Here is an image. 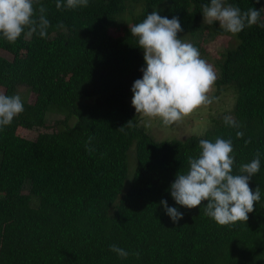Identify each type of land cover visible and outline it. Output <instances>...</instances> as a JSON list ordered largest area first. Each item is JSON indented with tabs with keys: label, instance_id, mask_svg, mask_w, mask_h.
<instances>
[{
	"label": "trees",
	"instance_id": "16d2710c",
	"mask_svg": "<svg viewBox=\"0 0 264 264\" xmlns=\"http://www.w3.org/2000/svg\"><path fill=\"white\" fill-rule=\"evenodd\" d=\"M209 3L89 0L87 7L57 9V0H40L50 22L45 37L0 38L3 94L19 95L27 87L35 96L0 130V264H264V28L257 24L233 35L218 22L205 24L202 7ZM226 3L264 9V0ZM153 11L178 17L180 38L203 59L211 40L231 38L227 48L238 42L217 62L214 96L233 86L235 106L214 118L204 136L157 142L131 106L132 86L146 62L130 26ZM50 113L64 118L52 126ZM226 116L239 127L226 125ZM20 130L41 132L30 139ZM217 137L232 140L235 173L260 154V171L249 186L259 187L261 199L247 223L220 226L203 207L189 210L171 196L176 175L188 171L189 157L199 156V141ZM161 200L184 218L174 223ZM110 245L129 256L121 259Z\"/></svg>",
	"mask_w": 264,
	"mask_h": 264
},
{
	"label": "clouds",
	"instance_id": "9594fccd",
	"mask_svg": "<svg viewBox=\"0 0 264 264\" xmlns=\"http://www.w3.org/2000/svg\"><path fill=\"white\" fill-rule=\"evenodd\" d=\"M88 4L89 0H66V4L57 0L56 7L76 9ZM37 5L40 0H0V38L15 43L22 36L30 38L38 34L45 37L50 22L42 5L37 16ZM261 11L264 9L242 11L226 0H210L202 7L205 24L218 22L220 28L233 35L257 24L264 28ZM58 27L64 26L59 24ZM130 32L137 38L146 62V67L141 69L142 78L132 86V106L137 114L149 119L158 118L164 126H172L181 123L194 110L208 107L218 99L210 95L216 73L196 46L180 38L183 29L178 17L169 19L153 11L142 22L130 26ZM23 111L24 104L19 95L0 94V130L10 126ZM224 122L239 127L231 116H226ZM127 126H131V121ZM243 136L242 131L236 132L237 139ZM250 142V139L246 140L245 145ZM199 148L198 157H189L188 171L179 172L171 184L172 198L177 205L189 210L203 207L204 214L220 226L247 223L249 214L254 212V206L261 199L259 187L253 191L249 186L260 171V154L242 164L239 173H235V149L230 138L201 139ZM161 204L174 223L184 218L183 213L170 207L167 200H161ZM110 251L121 259L129 256L117 245H110ZM135 255L139 257L138 252Z\"/></svg>",
	"mask_w": 264,
	"mask_h": 264
},
{
	"label": "rangeland",
	"instance_id": "374dc122",
	"mask_svg": "<svg viewBox=\"0 0 264 264\" xmlns=\"http://www.w3.org/2000/svg\"><path fill=\"white\" fill-rule=\"evenodd\" d=\"M140 10L139 5L135 7ZM113 34L118 33V30L113 29ZM234 43L227 48L228 44L232 41L228 37H219L215 40L209 41L205 44L208 56L205 59L214 69L216 76L218 74L217 62L223 57L227 50H232L237 47L238 42L233 39ZM189 42V41H186ZM191 43V42H190ZM227 48V49H226ZM226 49V50H225ZM6 57H9L7 53H3ZM4 93V87L0 86V94ZM217 93V87L214 85L210 95L215 96ZM19 96L24 103L35 101V96L27 87L19 88ZM237 98V91L233 86L227 87L226 91L218 97V99L208 107L198 108L193 111L188 117H186L181 123L172 126H164L162 122L157 119H149L141 115L143 119L141 125L147 130V132L154 138L157 142L169 141V140H180L185 141L191 136H204L208 131L213 129V119L220 118L225 113L231 112L234 108ZM132 106V101H131ZM133 107V106H132ZM134 108V107H133ZM64 117L56 113H50L48 115V120H50V125L53 126V122L56 120H62ZM76 119V118H75ZM77 119L73 120V126L76 124ZM41 131H25L20 130L18 134L23 137H28L30 139H36ZM130 171H134V149L130 153ZM128 185V183H127ZM36 203V201H35Z\"/></svg>",
	"mask_w": 264,
	"mask_h": 264
}]
</instances>
